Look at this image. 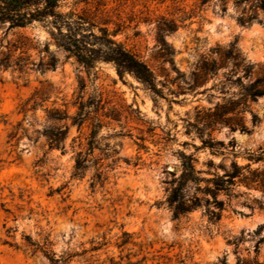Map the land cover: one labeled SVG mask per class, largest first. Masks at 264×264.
Wrapping results in <instances>:
<instances>
[{"label": "rangeland", "instance_id": "374dc122", "mask_svg": "<svg viewBox=\"0 0 264 264\" xmlns=\"http://www.w3.org/2000/svg\"><path fill=\"white\" fill-rule=\"evenodd\" d=\"M217 1L204 8L200 0L59 3L60 13L85 19L97 35L106 29L145 62L159 94L134 74H119L113 63L99 61L87 70L43 22L0 25V264H51L42 252L25 249L27 236L63 264H87L80 257L68 263V254L91 250L92 241L107 242L86 255L99 263L130 256L148 264H221L224 258L264 264V229L256 233L264 225L262 192L244 186L217 191L213 184L234 161L262 166L248 155L264 147V97L245 96L230 65L199 75L204 61L219 62L218 47L234 41L248 62L264 64V24L242 26L233 0L224 15ZM97 95L105 104L101 114L115 117H102L98 136L120 159L106 169L104 184L92 187L94 169L73 177L91 122L78 127L50 113L74 117L78 102ZM253 113L261 120L257 126ZM57 128L67 129V137L51 149L47 136ZM183 155L195 159L200 179L188 185L187 197L223 201L218 223L202 208L173 218L167 198ZM124 233L129 242L119 247Z\"/></svg>", "mask_w": 264, "mask_h": 264}, {"label": "trees", "instance_id": "16d2710c", "mask_svg": "<svg viewBox=\"0 0 264 264\" xmlns=\"http://www.w3.org/2000/svg\"><path fill=\"white\" fill-rule=\"evenodd\" d=\"M211 0H200V7H206ZM230 0H218L219 12L224 15L227 12ZM61 0H0V25H7L9 29L24 28L34 22H43L54 29L53 35L57 43L67 52L76 57L77 61L87 70L94 69L99 61L113 63L119 74L129 72L134 74L139 81L145 84L154 93L159 94L155 84V76L150 67L140 60L136 55L128 51L123 45L110 37L106 29H100V35L95 34L91 29L86 28L87 22L83 18L74 20L58 11ZM234 7L239 15L237 21L242 26H249L255 22L264 24V0H233ZM263 14V15H262ZM219 62L204 61L199 69V75H206L217 69L231 66L230 77L236 76L235 83L241 88L244 95L257 100L264 97V64H253L243 56L237 41L229 44L227 48L218 47L216 51ZM35 96V95H34ZM78 112L76 116L69 117L66 112L59 109L51 111L50 118L61 122L71 119L72 125L82 127L86 122H91V133L88 138L87 148L80 150L75 156V166L73 177H83L89 169H94L91 186L103 185L107 180V168L113 169L119 161L117 157L119 151L110 145H103L98 134L104 126L103 118H115L114 115L102 113L105 108L101 95L90 96L86 101L78 102ZM253 125L257 126L261 120L257 114H252ZM237 126L244 130L242 121L238 120ZM50 141L51 149L61 148L67 137V129L57 128L47 136ZM96 150L100 151L96 155ZM108 151V152H107ZM107 152V153H106ZM111 152V153H109ZM248 159L253 163L262 164L261 167L252 169L251 166H240L234 161L229 169H225L223 176L213 179L215 190H228L238 186L248 189H255L263 194L264 198V147L258 151L249 153ZM110 160L108 165L105 162ZM195 168V159L192 156L183 155L182 173L173 184V188L167 198L169 208L175 220H180L189 213L202 208L204 214L208 216L210 223H218L225 210L224 202L218 201L213 196L214 201L204 197H187L186 189L190 183H197L200 179ZM259 208L263 209L262 203ZM264 225H261L256 233H261ZM8 233H12L8 230ZM125 239L119 244L124 246L129 242L130 236L124 233ZM92 249L83 251L81 254H68V263L73 258H83L87 264H107L99 263L94 256L86 257L88 252L101 250L107 242L99 243L92 241ZM32 255L42 252L50 260L51 264H63L66 260L54 259L50 257L46 248H42L31 237H26L24 245ZM108 264H148L144 257L140 260H133L130 256L115 260L111 258ZM221 264H228L224 258Z\"/></svg>", "mask_w": 264, "mask_h": 264}]
</instances>
